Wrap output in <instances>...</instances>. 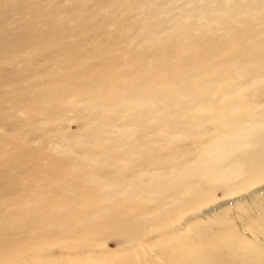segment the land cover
Returning a JSON list of instances; mask_svg holds the SVG:
<instances>
[{
    "label": "bare ground",
    "instance_id": "obj_1",
    "mask_svg": "<svg viewBox=\"0 0 264 264\" xmlns=\"http://www.w3.org/2000/svg\"><path fill=\"white\" fill-rule=\"evenodd\" d=\"M171 1L56 0L38 14V0H0V264L116 238L143 251L121 264H264V249L245 246L177 261L183 243L156 246L144 229L264 169V108L253 106L264 102V0H199L225 8L204 33L170 32Z\"/></svg>",
    "mask_w": 264,
    "mask_h": 264
},
{
    "label": "rangeland",
    "instance_id": "obj_2",
    "mask_svg": "<svg viewBox=\"0 0 264 264\" xmlns=\"http://www.w3.org/2000/svg\"><path fill=\"white\" fill-rule=\"evenodd\" d=\"M55 1L38 0L39 4L37 3L36 9L38 14H42L47 7L54 8ZM191 1L197 3L199 10L205 14L206 18L204 21L201 22L200 18L197 20L194 16H188L187 13L190 12V9H186L187 0H172L167 4L168 7L166 9H162V16L168 22L170 32L174 33L191 27L194 29L199 28L204 33L208 29L215 28V23L211 19H208V17L213 15L216 21H218V12L225 9L224 6L208 12L199 0ZM191 7L193 11L198 9L196 5ZM130 24L137 26V21L130 22ZM253 106H259L255 109V113H259L260 109L264 108V102H253ZM214 127L220 130L217 125H214ZM252 141L253 136L249 138L243 137L237 143L241 145ZM229 158L230 156L224 158L221 164L225 162L227 164ZM235 184H238L236 188H228L226 191L218 189L212 195L194 194L188 200L176 202L171 206V210L176 212L173 215L172 223H167L162 229L158 227L153 228L148 224L144 228L146 233L153 230L157 232L156 237L152 241L156 246L161 245L172 249L178 244L183 243L182 247L178 249L179 252L173 256L177 261L207 259L204 255L207 251L212 256L225 252L242 256V253L237 249L244 246L261 251L264 249V232L262 230L258 233L251 231L261 228L264 230V219L251 222L248 217H258V215L249 213L248 208L254 206L264 208V193L258 191L264 188V169L262 171L260 169V171L254 173L250 182L239 181L237 175L233 173L230 182L220 180L213 183L211 187L231 186ZM190 203L193 205V209L187 210V206ZM223 208L224 210L221 211L223 213H221L220 210ZM241 210H247V212H241ZM158 214L161 216L166 215L165 212ZM228 214L232 217L231 222L227 220L223 224V222L219 221L222 217H227ZM211 221L216 222V224H212ZM164 236L167 237L164 238ZM129 242L136 244L130 238H116L105 242V248L84 250L80 253L74 250L54 249L49 253L41 254L39 259L29 264H116L117 262L121 264V261L126 260L125 258L128 254L131 257L135 256L134 254L136 253H139V255L143 254V251H133V248L128 247ZM107 259H110L108 260L109 262L101 263L102 260ZM151 260L152 264H164L154 254Z\"/></svg>",
    "mask_w": 264,
    "mask_h": 264
}]
</instances>
